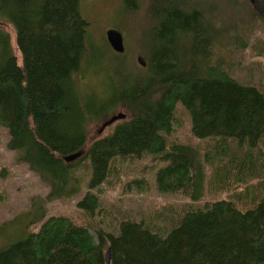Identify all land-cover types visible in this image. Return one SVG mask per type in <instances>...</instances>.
<instances>
[{
	"label": "trees",
	"instance_id": "obj_1",
	"mask_svg": "<svg viewBox=\"0 0 264 264\" xmlns=\"http://www.w3.org/2000/svg\"><path fill=\"white\" fill-rule=\"evenodd\" d=\"M81 1L0 0V17L13 25L21 53L19 64L0 27V125L8 130L7 147L48 185L28 209L0 222L24 219L23 234L0 245V264H264V84L232 75L222 50L229 33L215 18L219 5L233 12L243 3L121 0L115 12L125 16L147 3L141 64L115 51L106 35L92 40ZM258 12L264 15V0ZM233 43L244 47L247 40ZM78 72H93L98 88L80 86ZM177 102L189 112L192 134L208 139L204 151L166 138ZM115 108L125 117L89 138L90 122ZM145 157L159 192L196 200L207 188L211 198L169 212L167 224L121 214L109 228L46 216L48 201L83 189L75 206L91 216L100 208L92 188L115 172L116 161ZM81 163L86 175L76 171Z\"/></svg>",
	"mask_w": 264,
	"mask_h": 264
},
{
	"label": "rangeland",
	"instance_id": "obj_2",
	"mask_svg": "<svg viewBox=\"0 0 264 264\" xmlns=\"http://www.w3.org/2000/svg\"><path fill=\"white\" fill-rule=\"evenodd\" d=\"M243 5L240 10L229 11L226 4L216 7L215 18L219 24L226 26L230 42L222 50L227 53L231 73L242 81L264 84V15L260 14V0H240ZM123 4L121 0H82V13L89 21V33L95 43L103 41L105 30L108 27H118L123 35L126 59L135 60L139 55V40L143 29L148 26L150 19L147 13V3L140 2L137 10L128 16L119 10ZM0 27L9 32L12 38V50L21 64V53L15 45V30L13 25L5 18L0 17ZM102 36V37H101ZM245 37L247 45L241 47L234 44V39ZM109 62V61H108ZM102 81L99 89L105 86L108 77V64L103 65ZM80 86L93 84L98 88V77L89 72L87 75L76 73ZM115 112L119 109L115 108ZM104 120H93L89 124L88 137L108 133L114 122L107 124L102 130L100 127ZM8 130L0 125V222L13 218L15 215L28 209L31 197L35 194H45L48 191L47 183L37 172L30 169L26 162L18 159V152L7 147ZM170 141L177 140L193 144L198 149L205 150L208 139L197 138L192 134L190 115L186 107L180 102L176 103L174 121L171 132L166 136ZM84 161V160H83ZM82 161V162H83ZM149 157L121 158L116 161L115 172L101 184L92 188L99 197L100 208L94 210L92 215H85L76 206V200L83 195L84 189L71 198H53L46 203V216L64 214L74 220L85 222L92 219L96 224L114 227L116 217L127 214L135 218H143L149 222L170 223L172 215L183 207L200 205L205 197L211 198V191L205 188L203 197L191 200L177 193H161L154 185L151 165H145ZM77 172L86 175L87 169L82 163L76 168ZM139 179L138 187L135 181ZM24 219L7 222L0 227V243L12 241L24 232ZM35 223L30 226L34 227Z\"/></svg>",
	"mask_w": 264,
	"mask_h": 264
},
{
	"label": "water",
	"instance_id": "obj_3",
	"mask_svg": "<svg viewBox=\"0 0 264 264\" xmlns=\"http://www.w3.org/2000/svg\"><path fill=\"white\" fill-rule=\"evenodd\" d=\"M105 35H106V38H107L109 44L111 45V47L115 51L121 52L124 50L123 35L119 29H117L116 27H108L105 30ZM137 60L141 64L145 63V59L141 55L137 56ZM123 117H125V113L123 111H117V112L111 114L108 118H106L103 121V123L100 127V130H102L107 124H110V123H112L118 119L123 118ZM80 153H81L80 151L70 153L68 155H65L64 159L67 161L73 160L77 156H79ZM105 256H106V260L109 261L110 260V247L109 246L107 247V249L105 251Z\"/></svg>",
	"mask_w": 264,
	"mask_h": 264
}]
</instances>
